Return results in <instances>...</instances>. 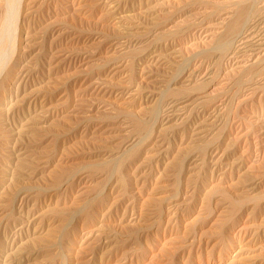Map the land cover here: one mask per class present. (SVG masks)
Here are the masks:
<instances>
[{
    "label": "bare ground",
    "instance_id": "bare-ground-1",
    "mask_svg": "<svg viewBox=\"0 0 264 264\" xmlns=\"http://www.w3.org/2000/svg\"><path fill=\"white\" fill-rule=\"evenodd\" d=\"M150 1L152 2V0H0V166L3 168V175L0 177V234H2L0 264H67L62 249L64 252L67 250L66 253L71 260L79 258L78 256L87 251L90 254L99 252L102 264L113 261L116 264H139L144 263L143 258L141 257L140 260V257L131 254V250L140 252L141 240H152L151 236L162 238L159 246L161 249L171 245L167 250L170 251L168 260L172 264L185 261L187 258V260L197 259L198 264H258L257 254L255 257L252 253L264 254V234L260 238L261 231L259 233L248 231L245 227L247 224L241 225L242 228H234L232 225L236 219L228 216V213L232 215L235 211L249 210V215L256 217L264 215L262 198L252 194L233 198L230 192H225L221 187V184L235 175L238 177L244 169V158L241 157L242 154L239 155L243 144L240 145L238 139L236 142V138H231L230 131L225 128L226 117L231 113V101L238 95L239 87L235 89L237 90L235 93H228L213 101H210L211 98L209 101L205 99L204 101L195 97V107L191 110L188 106L192 104L188 105V103L192 101L193 95L191 90L189 94L183 89L186 85L187 88L198 84H210L214 77L220 74L221 70L223 71L221 68L224 63L230 65L240 59V62H244L241 66L244 75H241L247 78V81H244L246 86L243 93L245 96L254 95L257 86L264 81V2L257 5L260 2L256 1L255 4L254 0H235L229 4L230 6L228 5V8L225 7L226 12L223 13L222 19L225 22L223 24L228 27H225L227 31L226 29L223 31L226 35H223L224 33L221 35L226 37L227 41L222 45L218 44L221 46L216 48L217 51L214 48L209 52L200 53L195 60H192L198 62V66L181 71L176 79L168 78L171 85L167 87V93L170 95L169 98H163L165 101L161 102V112L155 117L154 124L160 128L159 130L150 128V131L149 123L142 119L138 120L139 118L130 124L133 125L134 133L136 131L150 133L145 137L139 132L123 142L119 149L118 166L116 165L117 169L115 168L118 176L108 180L102 197L88 199L86 205L83 201L86 207L81 217L91 230L84 234H82L84 230L79 232L78 227L66 230L71 217L67 218L71 215L67 217L65 213L56 210L58 205L64 206L68 202L65 200L66 196H72L83 188H91L90 183L93 178L95 180V173L100 170L87 168L83 176H70L72 179L62 183L66 180L63 179L66 177L64 174L66 170L59 169L63 156L58 161L57 157L66 150L65 142H61L65 133L63 132L61 139L60 136L50 140L51 138L41 134L42 132H37L40 129L35 128L38 124L37 119L47 124L49 120L63 116L71 108L73 112H87L88 118L92 119L93 115L90 114L95 111L98 113L108 105L118 107V111L114 108L115 112L113 110L109 112L111 115L91 120L93 124L88 121L86 123L82 121L84 124L78 123L73 130H76L74 134L81 139L106 126L116 124L122 126L127 122L130 123L131 116L138 106L142 108L155 99L154 93L148 91L149 89L147 92L143 88V85L152 79V74L150 76L148 74L154 73L152 69L167 65L168 58L178 51L175 37L188 33V31L184 33L185 29L184 31L181 29L173 35L165 34L166 32L162 31L164 26L181 12L191 13L195 6L199 8L210 6L208 4L213 2V0H199L192 3L193 5H179L174 11L167 13L170 15L168 18L163 17L160 20L155 11L160 4L153 5ZM214 11L197 13L199 17H195L193 31L205 25L214 15ZM60 18L67 19L63 25L54 27L48 24L44 27L42 42L47 48L45 51L42 50L43 54L40 53L43 59L37 58L39 53L32 56L30 48L35 47V44H31L34 42L33 39L37 34L35 32L40 23L60 21ZM94 19L101 29L112 25L116 32L105 35V32L89 28V25H93ZM144 20L152 22L151 27H144L142 25ZM191 34L192 38L199 37L198 32ZM40 59H42L41 65L38 64ZM91 63L95 65L89 66L90 72H86V68L83 70ZM41 72L43 76L47 74L48 83L58 80V86L53 88V92L49 91L46 94L43 92L45 89L43 91L41 87L36 89L34 82L41 76ZM82 72L89 74H84L85 78L82 79ZM56 90H63L65 95L61 97L60 103L53 104L55 102L53 94ZM195 91L197 90H192ZM41 97L43 101L39 103ZM59 106L63 107L64 111ZM84 107L87 108L86 111L82 110ZM26 108L27 114L20 115L22 109ZM10 116H13L12 119ZM81 130L82 133H79ZM25 133L30 134V142L22 140L24 138L22 134ZM198 136L206 138V142L203 145L193 144L196 152L194 153L193 149V154L190 155L191 151L189 153L187 150L188 155L185 158L184 147L196 142L195 138ZM143 157L144 163L149 164L145 171H142L140 166L135 167ZM87 158L91 159L90 156ZM112 162L107 161L100 172L109 171ZM50 168L53 179L51 178V184L45 189L30 192L31 189L24 187L38 175L39 171ZM168 172L173 173L175 177L176 191L168 200L165 199L167 201L164 199L157 201L158 199L156 200L152 194L157 188L155 183H159L155 181ZM105 176L101 174L97 179L99 182L107 181ZM255 178L256 183L252 182L253 184L246 188L251 186V189H255L260 183L262 184L264 176ZM244 182L247 183L245 180ZM5 185L8 186L4 188ZM218 193L220 199L218 198L215 203L216 206H223L222 204L227 201L230 204L224 207V210H228L227 217L225 216L227 219L223 220L216 230L221 239L230 241V243L228 241L230 245L227 247L226 243L220 248L217 263L211 259L212 257L202 259L204 257L202 252L207 251L212 242L202 241L203 239L197 242L196 239L199 238L189 229L191 226L186 228L188 224L185 223L190 211H196L199 204L201 208L197 214L202 212L212 217L214 214L210 215L213 212L211 206L214 205H211V199L215 194L218 197ZM56 197H64V199L54 201ZM43 200H47V206L43 205ZM51 206H54L55 210L51 209ZM106 206H109V209L103 214ZM110 213H114V216L121 214L122 219L118 220V226L123 222H129L139 227L142 225L147 230L142 228L144 230L138 235H127L124 240L119 241L115 234L104 230L106 217L108 218ZM69 222L71 223V220ZM59 229L63 230L59 231ZM60 233L62 234L59 235ZM251 235H254L253 238ZM60 237L65 247L62 244L60 248L56 247L57 243H60ZM223 240L221 241L224 242ZM172 243H176L177 246ZM76 244L77 248L72 246ZM218 246L215 243L211 246V250ZM235 247H238V250ZM260 255L258 254V257H261Z\"/></svg>",
    "mask_w": 264,
    "mask_h": 264
},
{
    "label": "rangeland",
    "instance_id": "rangeland-1",
    "mask_svg": "<svg viewBox=\"0 0 264 264\" xmlns=\"http://www.w3.org/2000/svg\"><path fill=\"white\" fill-rule=\"evenodd\" d=\"M154 1H156V2H154ZM210 1H212V0H210ZM233 1H235V0H213V2H211L212 4H208V5L213 6V7L205 5V6H201L199 8L198 6H195L193 8V10L191 11V13H187V12H185V13L183 12L182 13L181 12L175 18H173L167 25L164 26V30H162V31L166 32L165 34L173 35V34L178 33L176 31L180 32L181 29H182V31H184V29H185L184 33L186 31H188V33L186 32L187 34H184V36L183 35H180V36L178 35L177 36L178 38L174 36L176 38V41H177L176 42V45L178 47L177 53H175L170 58H168L169 60L166 61V64H167L166 66L160 67L159 69L155 68L156 70L152 69L151 71L154 70V73L153 72L152 73L149 72L150 74H148V76H150L152 74L151 75L152 79L147 81V83H146L147 85L144 84L143 88L146 91L149 89L148 91L154 93L155 99L151 103L145 104L142 108L138 106L137 107L138 109L135 110L136 112H134L133 115L131 116L132 118L130 119L131 122L129 121L130 123L127 122L125 125H122V126L120 124L119 125H117V124L116 125H111V126H108V127L106 126L104 129H101L100 131H97L96 133L90 134L88 137H85V138L81 139L80 137L78 138V136L74 134V132L76 130H73L78 123H81L82 121L84 123H86L88 121V123H89L91 120H96L99 117H104V116H107V115H111V113L109 114V112H112V110L114 108L117 110L118 107L117 106L108 105V106L104 107V109L101 110L100 112L97 113V111H95L94 113L90 114V115H93V117H91L92 119L88 118L87 112H81V111H78V112L74 111L73 112L72 108L66 114H63V116H61L59 118H53V119L49 120L48 121L49 123L46 122L47 124H43L41 119H37L36 123H38V124H36L35 128H36V130L38 128H40V129L37 130V132H40V133L42 132L41 134H45L48 138L50 137L51 138L50 140H52L53 137H58L59 138L60 136H61L60 137V139H61L63 132L65 133V134H63L64 138L61 139V142L62 143H63V141L65 142L64 144H65V149L66 150L63 153H60V155L57 157V161H58V160H60V157L63 156V159H62L63 162L60 165L61 167L60 168L58 167V168L61 169V170L63 168V171L66 170L64 172L66 177L63 178V179L66 178V180H63L62 183H65L66 181L72 179L71 177L83 176L84 174H86V172H87L86 169L87 168L88 169H90V168L94 169L95 168L94 170H98V171L100 170L101 171V167L105 166L106 165L105 163L107 161H113L112 164H110V168L108 167L110 170L106 171V172H108V174L106 172H104V171L103 172L99 171V172L95 173L96 176H94V177H96V178H95V180L93 178V180L96 181V182H94L93 180L91 181L92 183L94 182L93 184L90 183L91 188L90 187L83 188V190L80 189L81 191L79 190V192H77L78 194L74 193V194H72V196L71 195H69L68 197L66 196L65 200H68V202L64 206L63 205H58V208H56L57 211H59L61 213H65V215L67 217L69 215H71L67 219H69L70 217L72 218V219L71 218L69 219V221L71 220V223L68 221L69 224L67 223L68 226L66 225V227H68V228L64 227V228H66V230L67 229L69 230L70 228H73V227H76V228L78 227L79 232H81V230L82 231L84 230V232L82 234L86 233V231L88 232V231L91 230L85 224L84 218L81 217L82 214H83V209L86 207L85 206L86 202L89 201V200H92V199H94V198H96L98 196L102 197L103 196L102 195L103 191L105 189L104 187H106L105 184L108 182V180H110L111 178L115 179L118 176L117 175V171H116V169H117L116 165L118 163L117 160L120 158V155H119L120 150L119 149H121V147L123 145V142L126 141L128 138L136 135L139 132L142 135L144 134L143 136H145V137H146V135L148 136L149 133H150V132L148 133L147 131L146 132H144V131L143 132L142 131H139V132L136 131V133H134L135 131L134 132L132 131L133 130V127H132L133 125L130 126V124H133V122L139 118L138 120L142 119V120H145V121H147L149 123L148 124L149 130H150V128H151V130L153 128L155 130H157L158 127H157L156 124H154L155 120H156L155 117H157L159 115V112H161V109H160L161 105H162L163 101H165V100H163V98L165 99V98H167L170 95V94L167 93V87H169L171 85L168 78H172L173 77L174 79H176V78L179 77V74L181 73V71L184 72L185 69L188 70L190 68H194L195 66H198V64H197L198 62H196V61L192 62V60H195L196 57L198 55H200V53L202 54L204 52L205 53L209 52L210 50H213L214 48H215V51H217L216 48L221 46L222 44H224L225 41H227L226 37L223 36V35H226V33H224L223 31H225V29L228 27V25L226 26V24L225 25L223 24L225 22L223 21L222 18L224 16L225 12H226L225 9L228 8V5L231 4ZM256 1L260 2V3H257ZM152 2H153V5H155L157 3L160 4V6L158 5V8H156L155 11L159 15L158 19L161 20V18H163V17L164 18H168L169 14H167V13H170V12L174 11L179 5L180 6L181 5L182 6H187L189 4H192V3H195V2H199V0H160V1L159 0L158 1L157 0H152ZM152 2L150 1V3H152ZM253 2L255 4L257 3V5L258 4L261 5L264 2V0H254ZM161 3H163V4H161ZM204 11H209V12H213L214 11V15L211 16V14H210L211 17H210V19L207 20L205 25L201 26L200 28H197L196 31L194 32L193 29L195 27L193 28V24L195 23L196 18L199 17L197 15L203 13ZM197 13H199V14H197ZM193 14H195V15H193ZM215 14H216V16H215ZM191 15H193V16L191 17ZM60 19L62 20V22H61V20L60 21L56 20L57 22L54 21V20H51L50 22L52 24H50V22H47L45 24L44 23H40L42 26L41 25L38 26V30H37L38 32L37 31L35 32V34L36 33L37 34H36V37H34V39H33L34 42L31 44V45L35 44L34 45L35 47L30 48V54L33 53L32 56H34V55L39 53L38 54L39 56H37V58L38 57L39 58L43 57V55L40 56V53L42 52L41 54H43L44 53L43 51H45V49L47 48V45H44L45 43L42 42V37L44 35L43 33L45 32V28L44 27L46 25H48V24L51 25V26L54 25V27H58V25L59 26L63 25L66 22V20H67V19H62V18H60ZM96 21L97 20L94 19L93 25L92 24L89 25V28H93L94 30L101 31L102 33L105 32L104 33L105 35H108L109 33L110 34L111 33L114 34L116 32V30H114L115 27H113L112 25H110L109 27H105V28L102 27L103 29H101V26L98 25L99 23L97 24ZM142 22H143L142 25L144 27H148V26L151 27L150 25L152 24V22H149V21L146 22L145 20L142 21ZM82 23L86 24V23H84V21H82ZM221 24L224 25L223 28H221L223 26ZM39 30H41L40 31L41 33L39 32ZM226 31H227V29H226ZM196 32L199 33V37L196 36V39L194 37L193 38L190 37L192 35L191 33H195L196 34ZM217 34H220V35H217ZM221 34H223V35H221ZM221 37H222V39L224 41L222 39H220ZM219 40H222L223 43L220 42ZM42 44L44 46H46V47H44ZM218 44H221V45L218 46ZM180 49H181V51H180ZM263 54H264V52H263ZM42 59H40V61L38 63L39 65H41L40 63H42ZM190 59H191V61H190ZM236 61H238V59L235 60V62L233 61L234 63H232L230 65L229 64L227 65V63H224V65L222 66L223 68H221V69H223V71L221 70V72H223V73L220 72V74H218L219 76L216 75L214 77V80H212L210 84L204 83V84L195 85V87L189 86V87L186 88L187 85L184 86L185 88L183 86L182 87H183L184 90L186 89L185 90L186 93L190 94V90H191V94L193 95L192 101H190L188 103V105L192 104V105L188 106L190 110L193 109V107H195V101L194 100L196 98H201V100L205 99V100H208V101L211 98L212 100L210 99V101H213L214 99H218L219 97L222 98L223 96L228 95V93L229 94L235 93L238 90V95L235 96L236 99L234 97V99L231 101V103H232V105L230 106L231 107V113L226 117L227 122H226V127L225 128H226L227 131H230L229 134H231V136H230L231 138H234V139L236 138L235 141L238 139L237 140L238 143L241 142L240 145L243 144L241 146L242 149H241L239 155L241 156V154H242L241 157L244 158V162H245L244 166H243L244 169H243V171H241V173L239 174L238 177H237V175H235L232 179L229 180L230 182L226 181L225 183L221 184V187H222V189H224L225 192H227V193L230 192L229 194L233 198H235V197L239 198L240 196H244V194H252V196L256 195L257 197L262 198L261 204L263 203L262 205L264 206V202H262V201H264L263 200L264 199V179H262V184L260 183V185L257 186L255 189H251V186H250V188H246V187H248V185L256 183V181H257L256 178H255L256 176H261V175L264 176V154H263L264 151H262V149L264 150V146H263L264 145V84H263L264 81H262L261 85L257 86L258 89L256 88L257 91L254 92V95L245 96L244 93H243V89L246 86L245 82L247 81V78L245 76H243L244 75L243 74L244 71H242V68H241V66L244 65V62H240L241 61L240 59H239L238 63ZM239 62L241 63V65H240ZM102 63L103 62H100V64H102ZM92 65H95V64L91 63L90 65L84 67L83 70H85V68H86V72H90V67L89 66H92ZM96 65H97V63H96ZM173 71H175V72H173ZM86 72H82L83 74L81 73L82 79L85 78L84 74H89V73H86ZM41 73H40V75L43 76V72H41ZM241 74H243V75H241ZM41 76L38 77L35 80V82H34V85H36V87H37L36 89L41 87V91H43L45 89L43 92L46 93V94L49 93V91H50V93L53 92V88L58 86V82H57L58 80L57 79H56V81L52 80L50 83H48V81L46 80L47 79V74H46V76L44 75L45 77L44 76L41 77ZM35 78H36V76H35ZM235 84H239V85H235ZM231 86H234V87L232 88ZM235 89H237V90H235ZM192 90L193 91L197 90V91L192 92ZM241 92H242V94H241ZM64 95H65V93H64L63 90H58V91L56 90V93L54 91L53 96H55L54 97V101L55 102L53 104L58 103L60 101V99H62L64 97ZM250 97L253 98V99H250ZM46 98H48V97H46ZM42 101H43V97L40 98L39 103H41ZM63 101H64V99L62 100V102ZM192 102H194V103H192ZM60 108H59V110H60ZM86 109L87 108H85V107L82 108L83 111H86ZM141 109H143V110H141ZM25 110H27V108L26 109H22V112H20V115H25V113H26ZM61 110L64 111L63 107L61 108ZM114 110H113V112L116 111V110L115 111ZM6 115L7 114H4V116H6ZM10 117H11L10 119H12L13 116H10ZM15 118H17L16 114H15ZM54 119L55 120L57 119V121H55ZM45 120H48V119H45ZM83 122L81 124H84ZM52 123L55 124V126ZM90 123L93 124V122H90ZM40 124H42V125H40ZM107 124H109V123H107ZM262 126H263V128H262ZM159 129L160 128H158V130ZM67 130L69 131V133H68ZM97 130H99V129H97ZM59 131H61V132H59ZM131 131H132V133H131ZM259 132H261V133L259 134ZM79 133H82V130ZM22 135L24 137L22 139L24 142H27V141L30 142L31 141L30 134L25 133V134H22ZM201 136H198V137L195 138V139H197V140H195L196 142L188 144V145H186L184 147L185 148L184 150H186V151H183L185 158L188 155V151H189V153L191 151L190 155L193 154L192 151L194 149L193 148L194 145L195 146L196 145H203V143L206 142L205 141L206 138H202L203 136L202 137ZM259 141L263 142V143L260 144ZM232 142L234 143L233 139H232ZM256 144H258V145L260 144V145L258 146ZM257 146H258V148H257ZM195 150L196 149H194V153L196 152ZM89 156L91 157V159H89V158L86 159V157H89ZM142 163H143V165H142ZM113 165H114V167H113ZM126 165L128 166V163H126ZM148 165L149 164L146 165V163H144V157H143V159H140V161L138 163H136L135 167L140 166V169H143L142 171H145L148 168ZM2 170H3V168H1V166H0V177H2V175H3L2 174ZM69 170H71L72 172L69 171ZM50 171H51V168L48 169V170L39 171L38 175L32 181H29L28 182L29 184L24 185V187H26L28 189H31L30 192H33V191L35 192V191H38V190L45 189L48 185L51 184L50 182H52V179H53L52 176L50 175L51 174ZM75 171H76V174L74 173ZM169 173L170 172L163 174L164 176H161L157 181H155V182H159V183H157V184L155 183L157 188L154 191H152V194H154V197L156 198V200L158 199L157 201H162V199H164V200L167 199L168 200V198L170 196L174 195L173 193H175V191H176L175 177H173V173H170V174ZM101 174L102 175L103 174L106 175L105 177L107 178V181L103 182V181L100 180V182H99V179H97V177L101 176ZM8 178H9V176H8ZM244 180L247 181V183L244 182ZM215 184H217V182ZM215 184H213V185H215ZM7 186L5 185L4 188H6ZM28 189H26V190H28ZM247 189L248 190L251 189V190L248 191ZM10 191H11V189H10ZM244 192H246V193H244ZM242 193H243V195H242ZM86 197H88V198H86ZM61 198H62V200L64 199V197H61ZM61 198L60 197H56V199L54 198L55 199L54 201H58ZM218 198L220 199L219 193H218V197H217V194H215L212 197V199H211V205L212 204L214 205V206H211V210H213V212L210 215L214 214L212 217L211 216H206V214L201 212V214L198 213L202 217V218H200V216L197 214V212L200 211V208H201V204H199L196 211H193V212L190 211V215H189V217H187V219H186L187 221L185 223V224H188L186 228H189L191 226L189 229L193 230L192 232L195 235V237L199 238V239H196L197 242H198V240H202L203 239L202 241H207V242L211 241L212 242L211 246H213L215 243L217 245H219L218 247H215L216 249L214 248V250H211L212 247L210 246V248H208L207 251L202 252V255L204 256V257H202L203 260H206L209 257H212L211 259L216 261L217 263H218V257H219L220 248L222 246L226 245V243H227V245H226L227 247L230 245L229 244L230 241L228 239H224V240L221 239V236L217 233V230H218L220 224H222L221 222L223 220L227 219V218H225V216L227 217L228 210L227 209L224 210V207L228 206L230 203H229V201H227V202H224L222 204L223 206H220V207L216 206L215 203L217 202ZM72 199H75V200H72ZM77 199H78V201H77ZM167 200H165V201H167ZM43 201H44L43 205L47 206L48 205L47 200H43ZM83 201H84L85 205H84ZM54 206H55V204H54ZM54 206H51L52 207L51 209L55 210L56 206L55 207ZM109 206L108 207L106 206V208L104 209L106 211L103 214L107 213V211L109 209ZM215 207H218V208H215ZM235 212H237V211H235ZM235 212L233 213L235 215H233V214L229 215L230 213H228V216H233V218L236 219L235 223L232 225V227L234 226V228L235 227H239V228L241 227L242 228L241 225L244 224V226H245L247 224L245 227L248 228L247 229L248 231H250L252 233H256V232L259 233L261 231V234H259V236H260V238L263 237V234H264V215H262L263 217L261 215H258L257 217L249 215L250 214V210L247 211V212L239 211V212H237L238 214L235 213ZM114 213L113 214L110 213V215L108 216V218H110L109 219L110 222H108V218L106 217L107 221L104 224V226H105L104 230L105 231H109L112 234H115L119 241L120 240H124L127 235H131V234L132 235L133 234L134 235L135 234L138 235V233L140 231L146 229L142 225H140L141 227H139V225H136V224L133 225V223L131 224L129 222H123V223H121L118 226V223L122 219V216H120L121 214L119 216H116V215L114 216ZM236 214L239 215V217ZM241 214H243V215H241ZM222 215H224V217ZM197 216L200 219H197L198 218ZM234 216H236L239 220L236 217H234ZM204 217H206V218L203 221ZM207 218H209V219H207ZM218 220H220V221L218 222ZM245 220H246L247 223L245 222ZM191 221H194V222H191ZM213 223H215V224L217 223L218 225L216 224L217 225L216 226L214 224V226H212ZM252 225H253L254 228L252 227ZM194 227H195V230H194ZM142 228H144V229H142ZM63 229H61V230H63ZM61 230L59 229V231H61ZM232 230H233V228H232ZM61 234L62 233H60L59 235H61ZM253 236L254 235H251L252 238H253ZM0 238H2V234H0ZM150 238L152 240H148V241L147 240L145 241V240H143L141 238L142 239L141 240L142 250L140 252L135 251V250H131V252H132L131 254L135 255L136 257L137 256L140 257V260L143 258L142 260H144L143 261L144 263H139V264H172L171 261L168 260L169 259L168 256H169L170 251L167 250L168 249L167 247H170L171 245L165 246L166 249H161L159 246H161L162 238L161 237L155 238L154 236H151ZM221 240H223L224 242H222ZM228 241H229V243H228ZM247 241H248V239L246 240L245 244L247 243ZM59 242L60 243H57L56 247H59L60 244H62V246L65 247V243L62 240V238L59 239ZM172 245L177 246L176 243H172ZM72 246L77 248V244L76 245H72ZM235 248H236V250H238V247H235ZM130 249H131V247H130ZM62 250H63V253H64L65 260L67 259L66 260L67 264H85V263L86 264H102L101 263V256H100L99 252L90 254L89 252L86 251L85 253H82L81 256H78L79 258L76 257L74 259L72 258V260H71V257L66 253L67 250H65V252H64V249H62ZM256 254H257V257L255 256ZM258 254L260 255V252L252 253V255H254L256 257V259H258V264H261V263L264 262V257H263L264 254L260 255L261 257H258ZM0 257H1V255H0ZM66 257H68V258H66ZM187 259H185V261L175 262V264H198V260L195 259V258H192L191 260L190 259L187 260ZM215 259H217V260H215ZM191 261H193V262H191ZM140 262H142V261H140ZM114 263L116 264V262H114V261H113V263L110 262L109 264H114Z\"/></svg>",
    "mask_w": 264,
    "mask_h": 264
}]
</instances>
